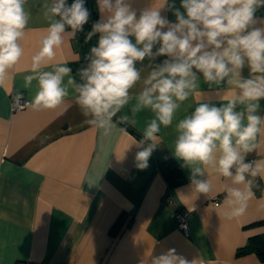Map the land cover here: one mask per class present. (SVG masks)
I'll return each mask as SVG.
<instances>
[{"label":"clouds","instance_id":"1","mask_svg":"<svg viewBox=\"0 0 264 264\" xmlns=\"http://www.w3.org/2000/svg\"><path fill=\"white\" fill-rule=\"evenodd\" d=\"M28 5L29 0H0V84L24 56ZM96 7L100 18L85 32L91 16L85 0H44L47 28L23 77L25 88L36 85L27 106L55 109L74 94L86 122L104 132L129 105L132 118L121 119L132 125L137 113L150 112L135 143L139 169L148 167L161 129L175 121L172 150L190 172L191 191H213L210 171L227 178L222 214L228 220L243 216L256 178H264V159L248 160L264 143V18L256 16L264 0H180L179 7L175 0H159L139 10L133 0H96ZM66 33L96 38L75 75L66 63H52ZM146 59L154 63L144 75L137 65ZM201 83L223 96L204 98ZM197 94L200 101L177 120L182 105ZM22 97L17 94V104ZM152 264L190 262L169 249Z\"/></svg>","mask_w":264,"mask_h":264},{"label":"crops","instance_id":"2","mask_svg":"<svg viewBox=\"0 0 264 264\" xmlns=\"http://www.w3.org/2000/svg\"><path fill=\"white\" fill-rule=\"evenodd\" d=\"M88 1L99 19L96 0ZM43 3L29 0L32 18L22 42L24 56L0 84V264H152L169 249L190 264H264L255 254L237 256L249 238L264 234V178H256L246 213L226 219L222 213L230 181L210 171L213 191L207 196L191 191L190 172L172 150L175 121L161 129L148 167L139 169L136 154L141 149L135 143L151 118L148 111L137 113L132 125L121 119L132 118L131 105L125 107L107 132L86 122L71 93L55 109L12 112L13 95L23 93L30 101L36 91L35 81L25 88L23 77L47 28ZM150 3L159 0H133L138 10ZM175 4L179 7L180 0ZM163 14L175 20L171 12ZM256 16L264 18V8ZM80 50L76 37L66 33L52 63L71 68ZM153 63L146 59L137 66L146 75ZM201 90L204 98L223 96L203 83ZM200 99L197 94L185 102L176 119ZM169 159L184 178L172 188L158 170ZM250 159H264V143ZM214 197L220 199L218 206ZM178 210L188 215L187 235L175 218Z\"/></svg>","mask_w":264,"mask_h":264},{"label":"trees","instance_id":"3","mask_svg":"<svg viewBox=\"0 0 264 264\" xmlns=\"http://www.w3.org/2000/svg\"><path fill=\"white\" fill-rule=\"evenodd\" d=\"M68 3L71 4L72 0L68 1ZM85 3H86V7L90 10V13H91L88 24L84 26V31L87 32L91 30V24L94 21L98 20V17L92 5L90 4V2L88 0H85ZM76 39L81 46V50H80V56H79L78 61L72 64L71 66L73 70V75H75L76 71L84 65L85 63L84 57L89 52L90 47L93 44H95V40H96V38H93L92 41H86L85 33L77 34ZM124 127L129 129L127 126H124ZM158 170L160 174L162 175L163 179L166 181L169 188L178 186L182 184L184 181L180 167L172 159L159 163ZM120 223H121V220L119 218L117 222L115 223L114 227L112 228V230L114 231L116 226L118 228V225ZM246 254H255L256 257L259 259V261L264 263V234L256 235V236L249 238L246 245L237 251V256H242Z\"/></svg>","mask_w":264,"mask_h":264},{"label":"built area","instance_id":"4","mask_svg":"<svg viewBox=\"0 0 264 264\" xmlns=\"http://www.w3.org/2000/svg\"><path fill=\"white\" fill-rule=\"evenodd\" d=\"M16 99H17V95H13L11 97V110H12V112L21 111V110H24L26 107H28L27 103H26L27 100L21 98L20 103L17 104ZM21 105H23V106H21ZM250 160H254V159H250ZM212 202L215 206H218L220 204L219 197H214L212 199ZM187 217H188L187 213L183 212L182 210H178L175 213V218L178 222V226L186 235L188 234ZM28 264H34V263H28Z\"/></svg>","mask_w":264,"mask_h":264}]
</instances>
